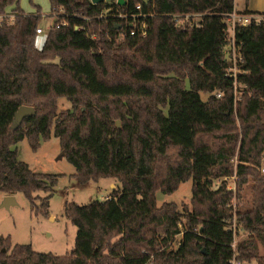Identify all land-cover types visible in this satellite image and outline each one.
I'll use <instances>...</instances> for the list:
<instances>
[{
	"label": "trees",
	"instance_id": "16d2710c",
	"mask_svg": "<svg viewBox=\"0 0 264 264\" xmlns=\"http://www.w3.org/2000/svg\"><path fill=\"white\" fill-rule=\"evenodd\" d=\"M18 2L0 0V14L13 6L12 22H0V193L34 206L43 192L34 212L47 213L57 175L32 171L14 146L26 139L36 151L51 133L79 184L107 178L119 187L65 205L76 227L69 254L0 238V264H264V24L235 28L242 62L230 77L224 19L234 0H48L68 25H53L40 50V8L27 14ZM138 3L145 34L119 39L126 21L113 15L129 18ZM185 14H201L199 25L174 26L172 16ZM59 98L70 107L57 112ZM22 106L34 113L12 127ZM233 175L250 194L236 206L245 235L236 249L232 193L226 180L215 185ZM188 180L190 208L156 205L157 191Z\"/></svg>",
	"mask_w": 264,
	"mask_h": 264
},
{
	"label": "rangeland",
	"instance_id": "374dc122",
	"mask_svg": "<svg viewBox=\"0 0 264 264\" xmlns=\"http://www.w3.org/2000/svg\"><path fill=\"white\" fill-rule=\"evenodd\" d=\"M243 2L244 0H235L238 8L243 6ZM18 5L27 14L34 13V5L38 6L41 18L37 27L48 28L51 25L53 18L50 16L48 0H19ZM12 7L7 6L4 9L3 13L0 14V22L10 23L12 21L10 16ZM40 39L42 37L38 38V41ZM206 97V95H201L203 100ZM56 105L57 112L70 107L65 98L57 99ZM14 126L13 124L12 127ZM14 147L17 151L18 160L26 163L34 172L57 175V182L50 194L46 214L41 212L35 214L34 212L35 208L41 205L40 200L46 196L43 192H37L33 195L37 197L34 200V206L30 205L22 193L10 195L14 196L15 203H6V207L2 205V201L7 195L4 196L0 193V238L8 237L11 246L28 244L34 251L39 253H50L55 256L69 254L73 249L76 227L64 215L65 205L67 203L86 205L94 200H104L112 195V191L119 187V183L115 179L103 178L97 182L89 181L85 184H79L72 176L75 172L74 167L60 155L59 141L52 133L48 140L40 141L39 148L36 151L31 150L26 139L21 140ZM225 180L226 189L232 193L233 219L229 223L234 231V248L236 249L239 241L245 236L234 215L236 206L246 201L250 194L245 188L239 189L237 187L235 175L217 179L215 185ZM112 184L115 187H112ZM191 185V180H188L181 183L170 194L157 191L155 193L156 205L159 207L163 203H174L178 208L183 205L190 208ZM40 209H42V206L39 207ZM178 239H180L179 235L173 238L172 244L174 246ZM232 264L256 263L255 261L240 262L234 260Z\"/></svg>",
	"mask_w": 264,
	"mask_h": 264
},
{
	"label": "built area",
	"instance_id": "2783aa9c",
	"mask_svg": "<svg viewBox=\"0 0 264 264\" xmlns=\"http://www.w3.org/2000/svg\"><path fill=\"white\" fill-rule=\"evenodd\" d=\"M91 2V1H90ZM105 2V1H103ZM109 3L118 4L117 0H111ZM125 4V0H124ZM134 10L135 14H131L128 18L126 14L121 12H117L113 16L119 19H125L126 24L125 27L118 33V38H123L126 34L133 35H144V24L139 25L137 19L142 16L141 14V4L138 3L135 5ZM104 14L106 11L103 12ZM11 19H13V16ZM53 18V21L48 28L36 27L35 34L36 37H45L48 34L49 30L53 25L58 28L60 26L64 27L68 25V21L66 19V15L63 12L62 8H58L56 11L51 13L50 15ZM174 26L179 28L192 27L194 25H199L201 20V14H185V15H173L172 16ZM12 22V21H11ZM10 22V23H11ZM56 22V23H54ZM224 23L226 25V33H227V44L223 47V55L226 63L228 64L226 74L227 76L234 77L236 72L238 71V65L242 62V57L239 51V47L236 45L234 41V32L237 26H246L249 24H254L256 26H260L264 24V12H251V13H243L237 12L233 10L232 13L227 15L224 19ZM121 27H119L120 29ZM73 29L75 31H83V27L74 26ZM35 37V39H36ZM93 36L91 37V39ZM217 97L220 94L216 95ZM184 225V221L182 220L179 224ZM182 227V226H181ZM180 236V235H179Z\"/></svg>",
	"mask_w": 264,
	"mask_h": 264
},
{
	"label": "crops",
	"instance_id": "0c3cea01",
	"mask_svg": "<svg viewBox=\"0 0 264 264\" xmlns=\"http://www.w3.org/2000/svg\"><path fill=\"white\" fill-rule=\"evenodd\" d=\"M234 10H236L237 12H239V11L243 12L245 10L250 11V12H264V0H244L243 6L238 8L237 5L235 4ZM38 38H40V37H36L35 42H34V46L36 49L40 50L43 46L44 41H45V37H42V39H40V41H38ZM37 42L38 43L40 42V43L38 44ZM111 186L113 187L114 185L112 184Z\"/></svg>",
	"mask_w": 264,
	"mask_h": 264
},
{
	"label": "water",
	"instance_id": "95a60500",
	"mask_svg": "<svg viewBox=\"0 0 264 264\" xmlns=\"http://www.w3.org/2000/svg\"><path fill=\"white\" fill-rule=\"evenodd\" d=\"M92 4H97L100 2H111V0H90ZM145 1V0H143ZM117 3L119 5H124V0H117ZM34 113L32 107H27V106H22L18 109L17 113L14 116L13 124L16 125L18 124L21 119L25 116L32 115ZM12 124V125H13ZM12 202L13 204L15 203L14 197L13 196H6L4 200L2 201V205L5 206L6 203ZM6 207V206H5ZM3 251V249H2Z\"/></svg>",
	"mask_w": 264,
	"mask_h": 264
}]
</instances>
